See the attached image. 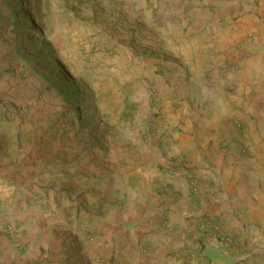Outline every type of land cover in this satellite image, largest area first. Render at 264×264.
I'll return each mask as SVG.
<instances>
[{
	"label": "rangeland",
	"instance_id": "374dc122",
	"mask_svg": "<svg viewBox=\"0 0 264 264\" xmlns=\"http://www.w3.org/2000/svg\"><path fill=\"white\" fill-rule=\"evenodd\" d=\"M228 1L0 0V123L11 130L8 134L24 135L25 142L15 143L12 153L20 154L24 148L32 152L31 147H36L33 167L23 182L29 189L39 188L56 205L47 203L46 215L40 216L41 245L34 255L12 264L116 263V251L103 241L109 231L105 225L90 221L89 230L78 234L80 240L75 242L68 235L73 224L58 223L53 212L77 200V209L87 208L91 219L105 197L86 202L84 186L78 182L73 188L76 193L53 192L52 185L40 176L50 171L55 160L74 161L78 170L70 172L69 178L84 177L82 183L86 184L116 167L103 159L115 137L125 132L136 135L139 129L142 140L162 144L174 130L183 129L185 117H176L180 103L175 96L165 97L159 83L165 84L170 74H177L195 80L200 87L219 83L227 72L241 69L237 61L226 60L217 66L202 56L221 47L208 37L214 28L227 26L228 18L219 13ZM236 18L238 15L229 19ZM244 36L242 42L221 47L213 57L223 55L233 61L237 53L240 61L252 32ZM247 85L233 80L223 91L235 93L244 102L254 94ZM110 97L118 99L121 107L113 121L106 123L98 112ZM243 102L226 105L232 122L239 117L235 127L241 130L242 121L250 119L242 107L250 102ZM260 107L264 112V98ZM20 125L27 126L23 133L18 130ZM4 134L6 131L1 136ZM58 136L71 138L66 145L70 150H52ZM7 143L0 137V149ZM246 148L238 151L243 153ZM98 149L103 156L96 155ZM11 158L0 162L5 166L13 162ZM12 225L0 227V234L15 237Z\"/></svg>",
	"mask_w": 264,
	"mask_h": 264
},
{
	"label": "crops",
	"instance_id": "0c3cea01",
	"mask_svg": "<svg viewBox=\"0 0 264 264\" xmlns=\"http://www.w3.org/2000/svg\"><path fill=\"white\" fill-rule=\"evenodd\" d=\"M221 13L228 18L227 26L213 29L208 37L212 42L231 46L242 42L248 31L252 36L240 61L237 53L233 61L223 55L213 57L221 47L203 54V59L211 58L217 66L226 60L237 61L241 69L227 72L219 83L200 87L195 80L177 74L159 83L165 97L175 96L180 103L176 117H185L183 129L174 130L162 144L142 140L139 129L136 135L125 132L115 137L116 144L110 145L103 159L116 167L86 184L84 177L69 178L78 166L74 161L55 160L50 171L40 176L52 185L53 192L76 193L73 188L78 182L84 186L86 202L105 197L99 200L104 203L92 220L87 208L77 209V200L53 212L58 223L73 224L68 235L75 242L80 240L78 234L89 230L90 221L105 225L109 231L103 241L116 251L115 264H183L177 257L180 254L194 258L197 264H264V112L260 107L264 98V0H229ZM236 15L235 20L229 19ZM232 79L253 87L254 94L243 102L235 93L224 92ZM246 100L250 103L242 107L250 119L242 121L241 130L235 127L239 117L232 122L226 105L234 101L237 106L247 105ZM99 107L98 115H104L108 123L121 104L110 97ZM26 128L18 126L20 133ZM10 131L0 123V137L8 142L0 149V160H13L5 166L0 162V227L11 223L16 235L0 234V264L34 255L41 245L40 216L46 215L47 203L56 206L39 188L29 189L23 182L37 150L33 146L32 152L24 148L20 154L12 153L15 143L25 141L24 135L16 137ZM68 139L55 138L52 150H70ZM240 147H247L246 151L239 152ZM96 155L103 156V150L98 149Z\"/></svg>",
	"mask_w": 264,
	"mask_h": 264
},
{
	"label": "built area",
	"instance_id": "2783aa9c",
	"mask_svg": "<svg viewBox=\"0 0 264 264\" xmlns=\"http://www.w3.org/2000/svg\"><path fill=\"white\" fill-rule=\"evenodd\" d=\"M191 187H192L194 190H196V189H197L196 182L192 181V182H191ZM8 229L11 230V226L8 227ZM177 257H178V259L182 260V262H183L184 264H197L194 258H189V257H187L186 255L180 254V255H178Z\"/></svg>",
	"mask_w": 264,
	"mask_h": 264
}]
</instances>
